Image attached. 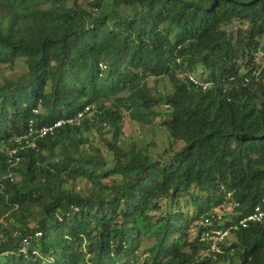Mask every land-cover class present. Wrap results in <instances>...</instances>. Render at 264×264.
Segmentation results:
<instances>
[{"label":"trees","instance_id":"trees-1","mask_svg":"<svg viewBox=\"0 0 264 264\" xmlns=\"http://www.w3.org/2000/svg\"><path fill=\"white\" fill-rule=\"evenodd\" d=\"M19 59L27 71L0 82V142L18 147L32 119L91 115L19 164L0 148V264H264V222L215 258L199 236L216 207L239 203L228 227L264 199V0H0V66ZM164 76L166 95L147 81ZM124 111L182 147L163 159L121 145ZM107 125L112 158L86 155Z\"/></svg>","mask_w":264,"mask_h":264},{"label":"rangeland","instance_id":"rangeland-1","mask_svg":"<svg viewBox=\"0 0 264 264\" xmlns=\"http://www.w3.org/2000/svg\"><path fill=\"white\" fill-rule=\"evenodd\" d=\"M235 27L236 25L232 28L235 29ZM164 28L167 30V25H165ZM26 71L27 65L23 59H19L11 66L1 65L0 82L3 81L4 77L17 78ZM195 74L200 77L202 74V68L199 67ZM147 81L148 84L153 89H155V91L162 95L168 94V92L171 90V85L168 81V78L165 76L160 78L151 77ZM155 109L157 111L160 110V108ZM121 126L123 129V134L119 138L121 145L128 146L132 143H136L138 148L144 152H147L154 158L166 159L170 154L173 153L174 150L180 149L183 145V143H179L173 147V138L170 136L168 130L165 129L156 118L153 123H140L132 119L127 111H124V119L121 122ZM87 136L89 138V143L82 146V150L86 155L91 153L90 144H93V146L99 147L107 158H112V152L109 151V148L106 145V140H111L113 137V128L111 126L107 125L102 130H99L98 127H93L87 133ZM3 148H5V151L8 152L6 147ZM112 178L105 179L104 181L106 183H111ZM115 178L118 181L122 180L120 176H116ZM66 187L70 188V185H67ZM74 187L83 194H92L93 192V185L88 180L83 178L75 180ZM214 212L216 213L217 221H219V223H223L226 220L231 219L232 215L235 214V208L232 204L227 203L216 207ZM0 223H2L4 226L10 227V225L7 223L1 221ZM234 240L235 236H231L229 238V244H232ZM221 264L223 263L221 262Z\"/></svg>","mask_w":264,"mask_h":264},{"label":"built area","instance_id":"built-area-1","mask_svg":"<svg viewBox=\"0 0 264 264\" xmlns=\"http://www.w3.org/2000/svg\"><path fill=\"white\" fill-rule=\"evenodd\" d=\"M101 68L105 69L106 65L101 64ZM192 82L195 84L203 85L205 88L208 84H203L199 78L194 73H186L185 74ZM91 115V107L87 106L84 111L80 112L78 116L72 117L69 119H61L51 124H39L36 120L30 121L29 132L25 135L19 136L15 139L18 147H9L7 144L0 142V148L6 147L8 149V155L10 157L9 161L15 165L19 164L21 161V156L19 155V151L24 149L25 147H36L37 141L41 138H44L50 134H54L55 131L60 128L63 124L66 123H80V120L85 115ZM5 149V148H3ZM13 172L8 174L9 177L13 178ZM233 192L227 193V199L232 198ZM234 206L239 205L238 202H227ZM225 203V204H227ZM217 217L216 213L212 215V217H205L200 221V225H203V230L200 233V239L203 242L208 244V248L202 252L203 256H213L214 258L218 255H222L225 253V248L230 246L229 238L232 236V230H237L240 227H247L252 223H262L264 222V199L262 203L258 204L254 210L248 215L241 217L238 222L231 224L228 227H223V223H216ZM41 232H38L37 235H40Z\"/></svg>","mask_w":264,"mask_h":264}]
</instances>
